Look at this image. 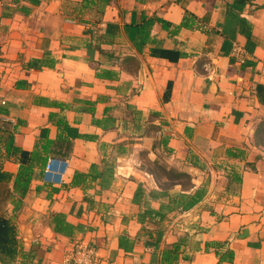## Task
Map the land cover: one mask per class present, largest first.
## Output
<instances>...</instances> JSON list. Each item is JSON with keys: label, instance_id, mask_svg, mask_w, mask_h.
Listing matches in <instances>:
<instances>
[{"label": "crops", "instance_id": "1", "mask_svg": "<svg viewBox=\"0 0 264 264\" xmlns=\"http://www.w3.org/2000/svg\"><path fill=\"white\" fill-rule=\"evenodd\" d=\"M0 130L67 162L60 183L35 166L14 210L22 159H4L0 216L18 254L0 264H62L78 241L99 264H161L174 243L177 264H264V0H0ZM140 151L190 186L146 187ZM201 185L194 205L167 208ZM165 221L159 241L141 234Z\"/></svg>", "mask_w": 264, "mask_h": 264}, {"label": "trees", "instance_id": "2", "mask_svg": "<svg viewBox=\"0 0 264 264\" xmlns=\"http://www.w3.org/2000/svg\"><path fill=\"white\" fill-rule=\"evenodd\" d=\"M57 125L61 128L63 132L67 128V124L63 119H59L57 121ZM17 151H19L22 160L13 181V191L16 193V197L15 199H13L14 210H17L20 204V197H22L28 189L31 176L33 174V168L35 166H38L43 171L44 165L47 160L45 150L43 152L44 154H42V152L40 151H37L36 149L29 152L19 150L13 145L12 134L5 133L0 130V170L2 168V163L4 159H7L11 154L16 153ZM171 171H173V169L167 171V175L171 173ZM174 173L176 174L175 177L177 178H180L182 174L178 172ZM96 175H98L96 165L92 164L87 172L75 171L72 174L70 184L72 186H80L82 189H84L87 186L86 183L93 180ZM204 192L205 187L201 185L197 190L194 191L192 195L179 193L168 196L171 200L169 201L167 208L171 207V203L173 207H181L182 209L189 208L194 205L198 200H200ZM151 212L154 216H163L164 214L160 210H153L150 211V213ZM52 219L54 222V230L56 232H60L66 235L73 233L74 228L64 221L63 214L54 213ZM146 232H148L149 234L154 233V241L157 242L160 240L161 235L163 234V229L160 227H156L154 231L148 230ZM0 251L3 252L7 259L10 261L14 260L15 256L18 254V242L15 237V228L13 227V224L8 218L2 216H0ZM177 251V243L172 244L171 247L163 249L161 255V264H177L175 261V259L177 258ZM228 254L231 255L230 252H228Z\"/></svg>", "mask_w": 264, "mask_h": 264}, {"label": "rangeland", "instance_id": "3", "mask_svg": "<svg viewBox=\"0 0 264 264\" xmlns=\"http://www.w3.org/2000/svg\"><path fill=\"white\" fill-rule=\"evenodd\" d=\"M158 153H160V152H157V151L154 152V156L162 158L163 153L161 152L160 155ZM142 154L143 153L140 151V153H138V156L135 157V164L136 165L138 164V168L141 171L145 170V171H151L152 172V179L148 180L149 184L146 183V187H149L151 185L154 187V185H156L158 188L165 189V190H168V189L170 190L171 188L174 187L175 184H179L181 187H184V188L190 186V183H191L190 177L189 178H185V177L177 178V177H175V175H176L174 173L175 171H171V173H169L167 175L166 172L171 170V169H174L173 167H168L169 165H167L166 162H164V161L160 163L158 160H155L156 162L152 163L149 160H144L142 158L143 157ZM146 156L147 155L144 154V157H146ZM155 157H153V155H152V157H150V158L151 159L152 158L156 159ZM63 161H64V165L63 166H64V168H66L67 167V162H66V160H63ZM141 177H142V175H141ZM141 177H139V180L141 179ZM139 180H137V181L133 180V181L139 184L140 189H143V186H141V184H142V182L144 183L145 181L141 180L142 182L141 181L139 182ZM130 181H132V180L130 179ZM123 183H124V181L121 180V181L118 182L117 186H123ZM169 224H170L169 221L168 222L165 221L166 227L164 228V230H163L164 232H163L162 235H164V233L166 231H168V228H169L168 225ZM145 228L146 229H143V228L140 229L141 234H143L144 231H148V230L154 231V229L156 227L155 228L153 227V228H150V229L147 228V227H145ZM144 235H147V234H144ZM152 236L153 237L155 236L154 233H153ZM83 243H86V242H83Z\"/></svg>", "mask_w": 264, "mask_h": 264}, {"label": "built area", "instance_id": "4", "mask_svg": "<svg viewBox=\"0 0 264 264\" xmlns=\"http://www.w3.org/2000/svg\"><path fill=\"white\" fill-rule=\"evenodd\" d=\"M237 51V48H234ZM62 159L48 158L43 168V180L46 183H60L64 174ZM62 264H99L97 253L93 245L78 241L63 259Z\"/></svg>", "mask_w": 264, "mask_h": 264}]
</instances>
